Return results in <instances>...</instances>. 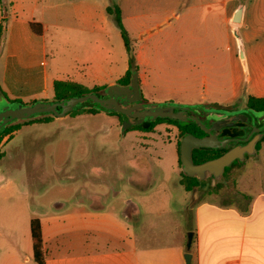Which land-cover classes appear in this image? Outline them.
I'll list each match as a JSON object with an SVG mask.
<instances>
[{
    "label": "crops",
    "instance_id": "obj_1",
    "mask_svg": "<svg viewBox=\"0 0 264 264\" xmlns=\"http://www.w3.org/2000/svg\"><path fill=\"white\" fill-rule=\"evenodd\" d=\"M113 2L0 0V25L4 28L0 51L7 48L6 61L0 57V85L7 96L23 102L52 99L53 83L62 78L51 77L47 68L46 32L51 27L104 30L113 17L107 10ZM204 7L202 18L218 10L229 24L232 53L213 62L201 54L187 55L186 89L196 91V85L201 86L195 92L199 99L187 103L248 107V97L264 96V0H207ZM236 14L238 21L234 20ZM31 21L41 24L40 34L31 29ZM137 34L144 37V31ZM136 58L143 64L140 51ZM139 76L146 96L144 90L152 87L151 75L140 70ZM101 84L108 83L94 85ZM49 92L52 96L47 97ZM243 161L232 196H223L224 189L214 190L213 186L202 193L196 186L186 189L179 179L187 190L185 200L144 205L127 192L129 187L104 182L99 175L105 172L99 166L73 169L60 178L61 191L71 190L68 198L27 203L21 235L18 224L1 227L0 264H36L30 231L35 216L41 220L46 264H186L187 251L191 264H264V140ZM78 178L84 181L76 184ZM67 180L75 181L68 185ZM28 184L26 196L31 190ZM168 206L173 207L172 218L165 215Z\"/></svg>",
    "mask_w": 264,
    "mask_h": 264
},
{
    "label": "rangeland",
    "instance_id": "obj_2",
    "mask_svg": "<svg viewBox=\"0 0 264 264\" xmlns=\"http://www.w3.org/2000/svg\"><path fill=\"white\" fill-rule=\"evenodd\" d=\"M206 3L207 0H114L112 6L123 11L135 55L141 52L143 64L139 65L136 58L138 70L151 75L152 87L144 90L146 99L180 103L185 100V105H174L175 108L210 124L216 117L206 112L205 109L211 108L208 102L187 103L199 99L196 93L201 88L197 84L196 91L186 89L190 64L187 55L201 54L210 62L219 61L232 53L233 42L229 24L218 10L202 18ZM139 30L144 31L143 38L137 37ZM46 43L50 76L73 78L87 87L118 82L129 64L124 39L112 16L104 30L95 32L51 27L46 32ZM0 57L6 61L7 48L0 51ZM48 94L47 97L52 96V92ZM246 114L247 121L252 118L255 122L264 121V115ZM121 122L122 117L104 109L96 113L77 110L63 117L54 116L50 121L25 123L4 136L0 143V229L6 224H18L21 235L26 204L33 200L52 203L68 198L71 190L61 191L60 178L84 166H99L105 172L99 175L104 182L129 187L127 192L143 205L185 200L187 190L179 182L182 177L179 126L161 121L151 131L122 130ZM248 125L243 131L239 127L237 130L246 134ZM237 162L226 176L217 180L221 181L218 189L225 191L223 196H232L235 177L244 163ZM245 166H249L247 161ZM28 181L31 190L26 196L23 193ZM74 181L67 180L66 184L72 185ZM83 181L78 178L76 184ZM217 181L215 184L210 183V178L200 181L195 189L201 193L208 191ZM97 185L103 186L99 182ZM168 207L165 215L172 218L173 207Z\"/></svg>",
    "mask_w": 264,
    "mask_h": 264
},
{
    "label": "water",
    "instance_id": "obj_3",
    "mask_svg": "<svg viewBox=\"0 0 264 264\" xmlns=\"http://www.w3.org/2000/svg\"><path fill=\"white\" fill-rule=\"evenodd\" d=\"M234 20L238 21L237 14ZM104 93L108 96L104 98L98 92L93 91L81 95H73L66 99H36L32 102L20 100L10 102L4 95L0 96V132L11 123L20 122L32 118L39 114H51L55 117H63L70 114L82 106H90L92 103H99L107 110L121 113L122 130L130 129L133 126L141 125L144 121L156 120L158 117L176 120H195L206 132L203 136H198L193 132H185L180 140V166L187 175L196 176L200 181L211 179V184L222 179L226 166L239 159L243 161L247 154H253L256 150L258 140L264 132L258 131L246 142L233 144L229 137H220L217 133L224 127L233 126L236 120L247 121L246 113H253L255 116L264 115V109L254 107H242L231 109L225 107H212L210 112H223L230 114L221 117L211 124L205 123L199 117L190 115L185 110L170 111L161 108V102L148 101L138 102L141 99V86L139 71L132 68L128 83H110L104 88ZM172 105H185V103L167 101ZM198 105V104H196ZM257 128L254 130L256 131ZM227 148L222 154L207 159L202 162H195L193 157L194 148ZM1 177V176H0ZM188 247L191 246L192 233L188 234ZM186 264H191V253H185Z\"/></svg>",
    "mask_w": 264,
    "mask_h": 264
},
{
    "label": "trees",
    "instance_id": "obj_4",
    "mask_svg": "<svg viewBox=\"0 0 264 264\" xmlns=\"http://www.w3.org/2000/svg\"><path fill=\"white\" fill-rule=\"evenodd\" d=\"M107 10L109 13H111L115 19L116 24L118 25L121 35L124 39V43L127 49V52L129 54V66L125 72V74L118 79V82L120 83H128L130 80L131 76V71L132 68H135L138 70V64L136 63V55L133 51V47L131 45V38L129 35V32L123 22L122 18V13H121V8L119 6H108ZM31 29L37 33L40 34L42 32L41 24L37 21H31L30 22ZM4 36V28L3 25H0V45L2 42ZM107 84H101V85H94L92 87H87L83 83L73 81V80H63V79H56L53 83L54 87V96L52 99H66L69 98L73 95H81L89 92L96 91L99 93L100 90H104ZM4 95L5 97L8 98L10 102L17 101L20 99H10L7 94L4 92L0 85V96ZM142 99L144 101H148V99L144 98L142 95ZM22 101V100H20ZM35 101V100H32ZM31 101V102H32ZM246 105L248 107H254L255 109H264V96L262 97H256V96H250L247 99ZM162 109L170 110V111H178L179 109L175 108L174 105L169 104L167 101L163 102L161 104ZM99 109H104L107 112L116 114L112 110H107L103 106H101L99 103H92L90 106H82L81 108L77 110H86L92 113H96L99 111ZM75 110V111H77ZM74 112V111H72ZM253 114V113H251ZM253 116H255L253 114ZM54 116L51 114H39L36 115L32 118L16 122V123H11L6 125L2 131L0 132V143L3 139L4 136L12 134L15 130L19 129L23 124L28 123V122H43V121H50L53 119ZM161 121H167L170 123H175L179 126L182 135L185 132H193L194 134L200 136L203 134H206V132L201 128V126L195 121L191 119L187 120H176V119H170V118H161L158 117L156 120H151L147 123H144L142 125L134 126L132 128L134 129H142L145 131H151L153 130L154 126L161 122ZM247 125L245 121H237L236 125L233 126H228L224 127L220 130L222 133V137H234L236 140H233V144H237L240 142H246L249 138H251L256 132L253 129V124L249 126L248 131L246 132L245 135H243L242 138H240L239 131L237 130L238 125ZM126 130V129H125ZM264 132V128L262 129ZM221 137V136H220ZM245 139V140H243ZM264 140V134L263 136L258 140L256 147L259 148L260 144ZM180 146V143H179ZM227 148H206V147H199V148H194L193 150V157L195 162H202L207 159L216 157L220 154H222ZM180 151V149H178ZM180 153V152H179ZM1 154V153H0ZM239 159H236L233 161L229 166H226L225 171L223 173V176H226V174L237 164ZM179 162H180V155H179ZM180 182L185 186L186 189H192L193 187L197 186L200 184V180L196 176H190L187 175L184 171H182V177L180 178ZM221 186V181H217L216 185L213 186L214 190H217ZM30 231H31V237H32V249H33V258L36 264H46V255H45V250L43 246V238H42V228H41V220L39 217L35 216L31 218L30 220Z\"/></svg>",
    "mask_w": 264,
    "mask_h": 264
},
{
    "label": "flooded vegetation",
    "instance_id": "obj_5",
    "mask_svg": "<svg viewBox=\"0 0 264 264\" xmlns=\"http://www.w3.org/2000/svg\"><path fill=\"white\" fill-rule=\"evenodd\" d=\"M99 94L101 95V96H103L104 98H107L108 96L104 93V92H100L99 91ZM138 102H147V101H144L143 99H142V95H141V99L140 100H138ZM206 110V112L208 113V114H210V111L211 110H213V109H211V108H209V109H205ZM117 115H119L120 117H122V119H123V116H122V114L121 113H117V112H115ZM249 113H251V112H249ZM216 118V120L217 119H219V118H221V117H225V116H229L230 114H225V113H223V112H214V114H213ZM198 117V116H197ZM254 117V116H253ZM254 118H252V119H249V121H245L246 123H249V126H250V124L253 126V129H255V128H257L256 129V131L255 132H257L258 131V128H261V130L260 131H262V129L264 128V121H262V120H260L259 122H255L254 120H253ZM237 121H241V120H236V122ZM147 122H149V121H144L142 124H144V123H147ZM214 121H211L210 122V124L211 123H213ZM141 124V125H142ZM236 125V124H235ZM246 126V124L245 125H238V127L243 131L244 130V127ZM134 127V126H133ZM132 128V127H131ZM218 134H219V136H223L222 135V133L220 132V130L217 132ZM203 135H205V134H203ZM203 135H200V136H203ZM239 135H240V138H242L243 137V135H245V134H240L239 133ZM227 137H229L230 139H231V141H233V140H236V138H234V137H230V136H227Z\"/></svg>",
    "mask_w": 264,
    "mask_h": 264
}]
</instances>
